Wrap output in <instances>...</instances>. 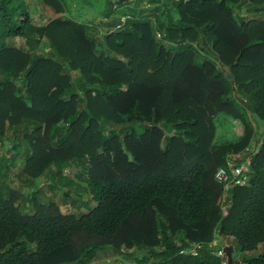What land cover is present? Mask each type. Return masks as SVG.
<instances>
[{
	"label": "trees",
	"instance_id": "16d2710c",
	"mask_svg": "<svg viewBox=\"0 0 264 264\" xmlns=\"http://www.w3.org/2000/svg\"><path fill=\"white\" fill-rule=\"evenodd\" d=\"M41 1L56 13L68 9L66 0ZM243 2L248 14L264 11V0H105L101 25L107 30L96 40L72 17L35 23L27 0H0V137L10 128L17 139L21 128L29 144L51 151L70 150L68 144L65 156L53 153L48 161L72 160L83 184L71 187L88 194L79 206L85 211L35 202V212L23 213L0 186V264H90L107 244L118 253L121 247L127 254L145 250L135 264H220L219 243L212 245L219 236L244 253L242 263L264 264V248L247 254L264 245V130L249 184L231 190L225 210L211 178L228 152L242 150L255 136L248 112L264 129V20L236 17ZM15 38L27 48L11 44ZM215 111L239 121L235 141L214 146ZM80 118L90 125L79 138L50 147L51 138ZM163 119L192 138L184 142L194 147L186 153L199 151L209 165L146 172L174 156L142 142ZM92 122H101L106 137L97 128L84 137ZM144 123H152L151 131L133 139L134 125ZM117 131L125 133L127 153L108 144ZM112 172L128 178L114 179ZM92 238L99 244H90ZM195 244V253H180Z\"/></svg>",
	"mask_w": 264,
	"mask_h": 264
},
{
	"label": "rangeland",
	"instance_id": "374dc122",
	"mask_svg": "<svg viewBox=\"0 0 264 264\" xmlns=\"http://www.w3.org/2000/svg\"><path fill=\"white\" fill-rule=\"evenodd\" d=\"M27 3L33 17V21L35 23L44 22V20L47 21L50 18L57 16H60L62 18L72 17L80 23L91 26L88 27L85 32L87 35H91L96 40L102 33H104L105 30H107L105 26L100 25L102 24L101 20L104 19L102 11L105 6V0H66L65 4H68L67 7L70 10H68L67 8L65 9L64 7L65 10L59 13H56L52 7L45 5L41 0H27ZM246 11L247 3L243 2L239 4V6L237 5L235 7V16L237 17V14L239 13L245 16V18H254L261 21L264 20V11L258 12L256 14H248L246 13ZM173 16L174 18H177V14L175 12L173 13ZM10 43L16 47L27 48L21 38L12 39L10 40ZM42 50H45L46 52L48 50V46L43 45ZM1 77L2 75L0 74V78ZM210 114H212L211 116L215 127L214 138L212 140L214 146H219L230 141H235V139H237V137L241 134L242 126L240 125L238 120H235L230 115H227L225 113H219V111L211 112ZM248 115V120L251 121L255 130V136H257L258 132L261 129V126L255 121L250 112H248ZM94 124L95 123L92 122V126L89 130L90 132L88 134L86 133V136L84 137L86 138L93 136L94 128H97L99 130L101 129L103 137H106V134H104V127L101 125V122H98L96 126ZM151 124L144 123V125H134L135 133L133 139H138V136L142 131L143 133L151 131ZM89 125L90 122L88 121V119L80 118L75 120L72 125H67L65 129H63L60 134L57 135L54 139H50V147L60 148L63 146L60 145L63 140L66 141V139H72L73 137H76V139L79 138L80 130H84V128L86 129V127L88 128ZM143 128H146L148 130L144 131ZM155 130L157 131V133H147L146 138L143 139L142 142H151V144L158 147L156 151L155 148L153 149L154 153H160V151L162 150L164 152V149H168V151H170V154L172 153L174 154V156L165 164L152 165L146 172L151 171L175 174L186 170L197 161H206V163L208 164L207 157L203 156L201 158V153L199 151H194V155H192L191 152L187 151L188 154H191L190 156H188V154L186 153V149L187 147L191 149L192 145L184 146V142L186 141L189 143L192 138H189L190 136L184 138L183 135H180V133L182 132V130L180 129L175 132V128L173 127V124L171 122L163 119L158 124H156ZM131 131L132 130H130V132ZM18 132L19 134L17 135V139H14L12 130H10V128H6L4 130V135L0 137V186L7 192L8 190L12 192V200L16 205H18L20 211L23 213L35 212V208L33 207L35 202L58 205L62 212H67L75 206V208H78L79 211H85V206H79L84 200L88 198V194L81 188L71 187L72 183L83 184L82 181H79V178L77 177V169L74 167L75 163L68 158L63 159L64 161L61 162V164L48 161L50 155L53 156V153L57 158H60L65 156L67 154L66 151H70L72 148L67 144V149L70 150L62 149L59 151H51L49 147L40 146V144L38 146H35L32 143L29 144L25 139L21 137V128H19ZM124 135L125 133L120 134L117 131L115 133L116 139L112 142L109 141L108 144H111L112 146H119L122 148V150H124L125 153H127L125 149V141L123 140ZM59 137L60 140L58 142ZM98 146V151H100V149L102 148V143H100ZM146 148L147 147H143V151L149 152V149ZM109 149L110 148H108V150ZM57 152L60 154H58ZM117 154L119 156V152ZM128 155L129 154H127V156ZM42 156L45 161L42 160L43 163L41 162L40 166L39 163H36V161L39 157L42 158ZM177 156L179 158H176ZM156 158L159 159V154H157ZM83 160L86 163L87 168L91 167L92 164L89 163L87 153L84 154ZM120 160L122 162V158L118 159L117 161ZM130 160H132V157L129 155V161ZM57 166H59V169L62 170L61 174H58ZM37 169L40 170L36 174L34 172ZM105 173L106 172H104V174ZM117 173L118 172L109 173V177L111 176L114 179L121 180H123L124 178V180H126L128 178L125 172H122L119 175ZM211 173L212 170L209 167V179ZM142 174L143 173H141V175ZM213 174L214 172L211 176L212 179L214 178ZM138 176L139 175H137L136 177ZM112 178H109V180H112ZM64 191L67 193L66 195H64ZM232 242L233 241L230 237H218L219 246L225 244L228 245L230 243L232 244ZM89 243L99 244L98 240L94 238H92ZM232 245V264H244L241 262V258L244 253L241 252L236 245ZM108 246L109 244H107L104 249L99 250L97 256L91 261L90 264H135L137 262L136 256L141 257L145 252V250L142 249L131 248L129 249L130 252L132 251L131 254H127L125 253V249L121 247L120 251L123 253H118L116 250ZM263 248L264 245H260L257 250L250 251L247 254L256 255Z\"/></svg>",
	"mask_w": 264,
	"mask_h": 264
},
{
	"label": "built area",
	"instance_id": "2783aa9c",
	"mask_svg": "<svg viewBox=\"0 0 264 264\" xmlns=\"http://www.w3.org/2000/svg\"><path fill=\"white\" fill-rule=\"evenodd\" d=\"M129 17L125 15L121 18L122 23ZM119 25H117L118 27ZM262 144V137L259 136L255 141L250 140L249 144L240 151H230L225 156V162L217 166L214 172V180L220 186V193L217 198V204L221 210L228 208L230 192L235 187H243L249 184L250 165L253 156L258 152ZM218 241L214 239L212 245H216ZM222 245L216 251L221 258L220 264H228L226 252ZM198 244L192 245L189 249H183L180 253H195Z\"/></svg>",
	"mask_w": 264,
	"mask_h": 264
},
{
	"label": "water",
	"instance_id": "95a60500",
	"mask_svg": "<svg viewBox=\"0 0 264 264\" xmlns=\"http://www.w3.org/2000/svg\"><path fill=\"white\" fill-rule=\"evenodd\" d=\"M225 70L228 71V67H225ZM231 79H234L233 75L230 74ZM224 250L226 252V257L228 260V263H231V256H232V251H233V247L231 245H227L224 247Z\"/></svg>",
	"mask_w": 264,
	"mask_h": 264
},
{
	"label": "crops",
	"instance_id": "0c3cea01",
	"mask_svg": "<svg viewBox=\"0 0 264 264\" xmlns=\"http://www.w3.org/2000/svg\"><path fill=\"white\" fill-rule=\"evenodd\" d=\"M101 25V24H100ZM89 26V25H88ZM101 26H103V25H101ZM89 27H91V26H89ZM263 126H264V124H263ZM264 129L261 127V129H260V131L258 132V134H257V136H254L252 139L255 141L257 138H258V136L260 135V133L263 131ZM227 245V244H226ZM228 245H231L232 246V244L230 243V244H228ZM115 259V258H114ZM116 259H117V257H116Z\"/></svg>",
	"mask_w": 264,
	"mask_h": 264
}]
</instances>
